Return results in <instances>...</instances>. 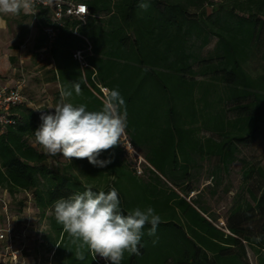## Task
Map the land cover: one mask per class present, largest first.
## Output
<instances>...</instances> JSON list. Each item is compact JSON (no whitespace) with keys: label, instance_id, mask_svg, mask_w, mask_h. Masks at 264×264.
Returning <instances> with one entry per match:
<instances>
[{"label":"trees","instance_id":"1","mask_svg":"<svg viewBox=\"0 0 264 264\" xmlns=\"http://www.w3.org/2000/svg\"><path fill=\"white\" fill-rule=\"evenodd\" d=\"M65 1L87 5L90 15L86 24L65 16L60 26L51 9L39 12L36 58L47 45L43 27L57 31L45 52L54 62L46 82L61 91L84 79L82 94L73 91L69 102L89 111L101 108L103 89H118L126 102L125 133L143 152L146 175L130 167L121 144L98 157L111 159L105 168L87 159L49 166L48 155L30 143L40 114L28 102L16 108L15 124L0 133V189L12 197L32 194L49 221L45 238L54 263L106 264L86 248L85 260H76V245L55 219V200L91 186L115 187L125 215L152 206L161 217L154 236L144 229L140 255L125 253L121 264H251L249 250L264 264V166L242 158L264 139V0H150L147 11L139 0ZM29 32H21L18 47ZM90 46V67L82 69L74 54ZM205 161L213 162L216 186L242 163L243 186L225 225L200 196L192 197Z\"/></svg>","mask_w":264,"mask_h":264},{"label":"clouds","instance_id":"2","mask_svg":"<svg viewBox=\"0 0 264 264\" xmlns=\"http://www.w3.org/2000/svg\"><path fill=\"white\" fill-rule=\"evenodd\" d=\"M36 2L0 0V15L35 14ZM150 6V0L138 2L140 10L147 11ZM82 84L86 86L84 79L72 82L70 88H62L59 101L50 111L37 109L40 124L34 130L35 141L50 157L87 159L94 167L105 168L111 159L98 157L121 144L127 127L126 102L118 89H105L99 110L89 111L84 104L74 106L69 98L73 91L77 96L82 94ZM53 208L57 223L76 245L73 255L79 261L85 260L82 249L86 248L94 259L99 256L106 264H121L125 253L140 255L144 229L147 227L148 236H154L162 223L152 206L143 209L137 206L125 215L115 187L107 192L86 187L68 198H58Z\"/></svg>","mask_w":264,"mask_h":264},{"label":"rangeland","instance_id":"3","mask_svg":"<svg viewBox=\"0 0 264 264\" xmlns=\"http://www.w3.org/2000/svg\"><path fill=\"white\" fill-rule=\"evenodd\" d=\"M25 15H0V84L15 85L24 82L28 106L40 114L37 109L50 111L55 107L59 101L57 93L60 91V85L46 82L54 62L47 53H40L39 57H35L36 27ZM26 29L30 31L29 35L18 47L21 32ZM214 46L215 42L207 51ZM30 143L43 151L34 138ZM121 146L126 149L125 158L130 167L137 168L138 173L143 174L146 165L144 154L132 148L126 133L121 138ZM244 157L264 166V139L256 146L244 149L242 158ZM47 164L61 168L70 164V160L59 155L48 156ZM200 165L195 180L198 189L192 197L200 196L204 206L210 213L218 216L217 222L223 225L243 186L242 163L236 162L232 166L230 174L220 186L214 185L210 176L213 162L205 161ZM32 199L31 193L21 192L12 197L7 191L0 189V231L9 233L13 250L19 252L25 264H55L49 250L51 243L45 238L50 233L49 221L41 217ZM8 258V243L0 240V264ZM249 260L251 264H257V258L251 250Z\"/></svg>","mask_w":264,"mask_h":264},{"label":"built area","instance_id":"4","mask_svg":"<svg viewBox=\"0 0 264 264\" xmlns=\"http://www.w3.org/2000/svg\"><path fill=\"white\" fill-rule=\"evenodd\" d=\"M84 8L85 11L81 12L80 9ZM52 10V19L57 25L62 26V20L64 17H73L79 20L82 24H86L90 11L87 5L77 4L73 1L65 0H37L34 12H29L33 22H37L39 19V12L41 10ZM44 34L47 38V45L42 49V52H48L52 47L57 31L52 25L43 27ZM92 54V47L90 46L88 51L78 50L74 54V58L80 63L82 69L90 67L87 61V55ZM105 89H103V92ZM25 96V84L17 83L15 85H0V133H2L8 126L15 124L14 110L20 106L26 104ZM131 145V144H130ZM140 168V167H139ZM223 225H225L223 223ZM0 240L7 241L9 258L2 264H25L19 252H16L12 248V240L9 238L7 231H0Z\"/></svg>","mask_w":264,"mask_h":264},{"label":"snow or ice","instance_id":"5","mask_svg":"<svg viewBox=\"0 0 264 264\" xmlns=\"http://www.w3.org/2000/svg\"><path fill=\"white\" fill-rule=\"evenodd\" d=\"M80 11H81V12H84V11H85V9H84V8H81V9H80Z\"/></svg>","mask_w":264,"mask_h":264},{"label":"crops","instance_id":"6","mask_svg":"<svg viewBox=\"0 0 264 264\" xmlns=\"http://www.w3.org/2000/svg\"><path fill=\"white\" fill-rule=\"evenodd\" d=\"M1 20V19H0ZM0 85H7V84H0Z\"/></svg>","mask_w":264,"mask_h":264}]
</instances>
